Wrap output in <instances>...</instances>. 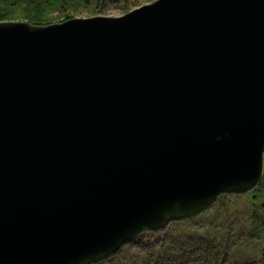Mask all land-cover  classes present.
I'll return each mask as SVG.
<instances>
[{"label":"water","instance_id":"1","mask_svg":"<svg viewBox=\"0 0 264 264\" xmlns=\"http://www.w3.org/2000/svg\"><path fill=\"white\" fill-rule=\"evenodd\" d=\"M264 0L0 21V264H97L263 175Z\"/></svg>","mask_w":264,"mask_h":264},{"label":"trees","instance_id":"2","mask_svg":"<svg viewBox=\"0 0 264 264\" xmlns=\"http://www.w3.org/2000/svg\"><path fill=\"white\" fill-rule=\"evenodd\" d=\"M131 1L135 0H0V21L25 20L34 24H47L57 19L77 16L84 10L97 13L109 3ZM257 191L258 197L264 192V155L263 175L257 185ZM251 196L245 209L236 212L226 206L227 201L222 194L202 213L172 221L161 230L145 231L132 239L134 241L147 233L158 234L160 237L157 242L153 243L147 252H125V255L122 249H119L116 254L97 264L114 262L115 259L114 264H121L124 259H133L130 264H225L229 251L236 247L234 245L241 236L253 237L257 231L264 235V213L261 214L257 209L258 197ZM234 251L232 258H235ZM250 259L240 263L238 260L233 262L264 264V248L260 255H252Z\"/></svg>","mask_w":264,"mask_h":264},{"label":"rangeland","instance_id":"3","mask_svg":"<svg viewBox=\"0 0 264 264\" xmlns=\"http://www.w3.org/2000/svg\"><path fill=\"white\" fill-rule=\"evenodd\" d=\"M150 1L152 0H135L129 3H123V2L109 3L105 5L101 11L97 13H95L94 11L93 13H88L87 12L88 10H84L83 12L79 13L77 16H90V15H97V14L121 15L136 6H139L141 4H144ZM56 21H60V20L57 19ZM257 193L258 191H257V186H256L255 189L247 193L239 194L238 196H229L228 194H224V198L227 201L226 206L236 212L241 211L242 209H245V207L249 204V198L252 197L251 195H253L254 198L258 197V195H256ZM257 207H258L257 208L258 211L261 212V214H263L264 213V192L261 195H259V197L257 198ZM221 210H223V208H221ZM221 210H218V212H221ZM260 232L261 231H257V233L253 237L247 236V235L241 236V238H239L237 242L235 243L236 245H234L236 247L233 248V250H235L234 255L236 259L232 258L233 250H230L225 264H235L233 261H236V260H238V263L242 261H249L251 260L250 256L255 255V254L260 255V253L262 252V249L264 248V235H262ZM157 235L158 234H152V233L144 234L140 238H137L134 241L131 240L130 242L124 244L120 249H122L121 251L125 255H127L125 252H136V253L143 254L147 252L146 250H148V248L153 243L157 242L158 237H160L159 235L158 236ZM138 246L141 247L140 248L141 250L137 249L139 248ZM115 262H116V259L114 262L110 261L109 263H106V264H114ZM130 263H133V259L132 261L131 260L128 261L127 259H124L121 264H130ZM190 264H193V263H190Z\"/></svg>","mask_w":264,"mask_h":264}]
</instances>
